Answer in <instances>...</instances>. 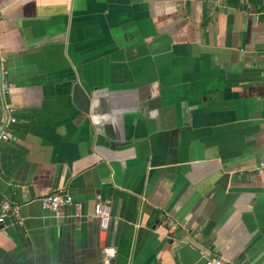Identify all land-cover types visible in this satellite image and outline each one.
Here are the masks:
<instances>
[{
	"label": "crops",
	"instance_id": "1",
	"mask_svg": "<svg viewBox=\"0 0 264 264\" xmlns=\"http://www.w3.org/2000/svg\"><path fill=\"white\" fill-rule=\"evenodd\" d=\"M0 46V264H264V0H0Z\"/></svg>",
	"mask_w": 264,
	"mask_h": 264
},
{
	"label": "built area",
	"instance_id": "2",
	"mask_svg": "<svg viewBox=\"0 0 264 264\" xmlns=\"http://www.w3.org/2000/svg\"><path fill=\"white\" fill-rule=\"evenodd\" d=\"M5 62L6 57L0 46V111L6 112V117L3 118V120L0 119V141L9 140L13 137V132L9 128V124L16 119L14 116V107H12L7 101L13 83L6 76L7 70ZM260 167L264 168V161L260 163ZM41 203L44 209L54 211L60 216L65 213V208L69 205H75L77 208L81 206L80 202L74 200L71 195L65 194L62 191H55L42 197ZM19 208L20 205L18 203H14L10 200H4L2 202L0 207V224L2 227L8 217L18 213ZM94 210L95 216L99 219L100 225L107 228L111 218L110 204L98 201L95 204ZM206 264H226V261L221 257L209 255L206 259Z\"/></svg>",
	"mask_w": 264,
	"mask_h": 264
},
{
	"label": "water",
	"instance_id": "3",
	"mask_svg": "<svg viewBox=\"0 0 264 264\" xmlns=\"http://www.w3.org/2000/svg\"><path fill=\"white\" fill-rule=\"evenodd\" d=\"M74 102L84 111H88L89 96L80 82L75 81L73 85Z\"/></svg>",
	"mask_w": 264,
	"mask_h": 264
}]
</instances>
